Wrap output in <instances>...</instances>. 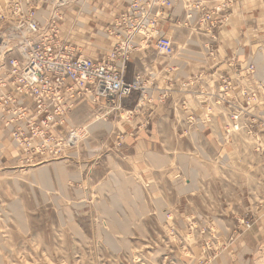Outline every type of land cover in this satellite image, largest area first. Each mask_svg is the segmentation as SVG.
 <instances>
[{
    "label": "crops",
    "instance_id": "0c3cea01",
    "mask_svg": "<svg viewBox=\"0 0 264 264\" xmlns=\"http://www.w3.org/2000/svg\"><path fill=\"white\" fill-rule=\"evenodd\" d=\"M96 1L110 16L104 21L107 23L123 10L128 0L120 3L118 0ZM187 1L212 3L214 0H171L172 6L167 9L159 27L175 44L180 43L179 53L172 58L166 57L167 60L154 69L148 68L144 63L151 59L150 50H155L153 41L149 48L142 44L130 56L123 74L125 81L140 75L145 84L147 78L155 80L156 75L155 84L161 87L165 86V75L178 71L185 75L182 84L176 81L177 93L171 102L176 115H165L161 104L141 109L134 93L122 99L118 110L104 104L80 103L69 115V125L94 122L88 133L93 139L92 145L90 142L82 143L78 148V145H60L54 154L48 151L24 153L0 127V194L2 201L6 193L9 195L7 205L16 210L17 216L21 215L22 199L20 176L16 177L15 172L17 169L22 171L21 167L25 166L31 174L29 187L34 204L37 207L51 204L62 226L73 225L84 234L79 224L70 222L73 218H84L94 222L97 235L107 236L115 244L118 236H148L150 217L155 215L166 223L167 229L171 222L172 228L167 233L183 237L185 243L192 237H202L200 243L188 246L189 257L178 264H264V165L257 169L256 164L252 165L258 172L261 168L263 177L254 180L258 194L252 199V211L248 216L238 211L226 212V216L199 212L165 213L160 211V205L170 204L168 198L162 194L145 195L144 189L149 187L161 189L158 192L162 193L169 192L171 186L172 203L181 202L200 192L202 186L208 188L215 170L222 173L224 167L233 168L241 156L264 159V132L246 150L234 143L243 134L225 133L230 110L226 102L221 101L219 92L221 75L240 72L241 76L234 80L235 91L245 86L257 93L247 115L264 117V0H236L230 9L229 21L216 32L215 39L182 24ZM248 63L255 67L251 79L244 75ZM136 64H139V70H134ZM167 65L172 69L169 73H166ZM157 88L154 90L158 93ZM150 92L154 93L153 90ZM182 100L187 102L186 108L180 106ZM189 115L193 116L191 122ZM90 118L91 122L88 121ZM69 125L56 127V136L65 138ZM118 137L119 141L124 138L119 147L115 145ZM216 139L224 145L221 149ZM219 156L226 161V166L212 164V159ZM5 173H12V176H5ZM6 179L9 182H5ZM4 183H10L12 190H6ZM74 186L77 189L72 188ZM150 200L157 204L158 213H148ZM233 200L239 203L245 196H236ZM75 203L79 206L76 210ZM197 220L204 221L203 225L199 226ZM243 220L250 223V227H246ZM214 230L217 240L212 246L218 250V255L210 257L213 251L207 245L210 243L207 236Z\"/></svg>",
    "mask_w": 264,
    "mask_h": 264
},
{
    "label": "built area",
    "instance_id": "2783aa9c",
    "mask_svg": "<svg viewBox=\"0 0 264 264\" xmlns=\"http://www.w3.org/2000/svg\"><path fill=\"white\" fill-rule=\"evenodd\" d=\"M66 1H57L44 21L36 18V9H30L24 20L0 31V127L24 153L54 154L60 145L74 146L78 128L69 125V115L80 103L117 109L122 99L135 92L144 97L148 88L140 75L131 81L123 78L127 61L142 44L153 41L163 56L176 55L173 41L159 27L172 6L171 0H128L107 26L106 35L115 40L111 49L98 58L82 54L81 49L61 36L59 14ZM227 6L225 0L210 8L202 1H187L182 24L215 39L216 32L227 23ZM171 70L167 65L166 73ZM254 72L253 63H248L245 77L253 78ZM237 76L241 73L220 77L221 101L230 110L225 133L241 131L257 140L264 132V117L247 115L257 93L243 86L235 94ZM168 90L162 89L159 102L167 98ZM179 104L182 108L187 106L185 100ZM192 120L189 115L188 121ZM62 125L69 128L66 137L60 139L54 131Z\"/></svg>",
    "mask_w": 264,
    "mask_h": 264
},
{
    "label": "rangeland",
    "instance_id": "374dc122",
    "mask_svg": "<svg viewBox=\"0 0 264 264\" xmlns=\"http://www.w3.org/2000/svg\"><path fill=\"white\" fill-rule=\"evenodd\" d=\"M57 1L60 0H0V12L3 16L0 19V31L11 27L15 21L24 20L30 9H36V18L39 21L46 20L51 8ZM121 1L118 0L119 3ZM222 1L214 0L212 3L204 1L203 3L206 2V7L210 8ZM66 2V5L60 8L61 15L59 14L58 26L62 24L60 26L61 36L71 43L77 44L84 55L92 54L91 56L100 57L109 52L115 41L106 35L107 23L111 19L107 23L104 22L110 16L101 9L98 2L96 0H67ZM225 2L228 5L225 9L228 22L230 9L236 0H225ZM136 40L139 42V37ZM152 44L155 49L154 42ZM173 44L176 53H179V50H181L180 43L175 44L173 42ZM149 46L150 42L146 44L145 48H149ZM149 55L151 59L144 63L148 68L154 69L158 64H163L167 60L156 49H151ZM144 65H141V67ZM138 68H140L139 64L134 65V70H139ZM178 72L165 75V86L163 87L155 84L156 75H154L155 80L147 78L146 85L152 89L147 91L144 97H141L138 92L134 93V96H137L135 97L136 101L142 105L141 109L144 107L148 109L149 105L161 104L164 105L163 113L165 115H176L175 107L171 105L177 93L178 82L176 81H180L182 84L183 80L186 79L185 75L178 74ZM159 77L161 78V76ZM156 88L158 93L157 90H154ZM165 88H169L167 91L168 96L161 103L157 99L159 94L161 95L162 89ZM245 88L250 89L251 87ZM152 90L154 93L150 92ZM235 94H238V92L235 91ZM120 108L121 103L116 110ZM91 118L88 121L91 122ZM87 126L88 123L75 126L78 128V141L74 145H78L77 148L82 143L90 142V145L93 143V139L88 134L90 133L89 130L86 132ZM237 133H241L243 136L240 135L239 140H234V143L240 145L242 149H249L252 143L256 141L251 134L241 131ZM123 139L119 141L118 137V143L115 145L117 147L121 146ZM216 142L219 149L224 146L220 145L217 139ZM237 148L240 149L239 146ZM24 159L28 160L29 158L24 157ZM236 159H239V157H236ZM225 162L220 156L217 159H212V164L216 166L217 164L226 166ZM253 164H256V169L258 166H263V157L241 156L240 161L237 164L235 163L233 168L224 167L225 171L222 173L215 170L208 188L202 186L200 192L181 202L172 203L173 190L171 186L169 192L165 190L162 193L158 192L161 189L157 190L149 187L144 189L145 195L155 197L157 194H162L166 199L168 198L170 204L160 205V211L165 213L199 212L226 216V212L238 211L239 214L248 216L252 211V199L258 194L254 180L259 179L260 176L263 177L261 168L260 172L253 170ZM22 167L20 169L22 171L17 169L18 171L15 172L16 177L20 176L21 215L17 216L16 210L7 205L8 201L6 200L9 195L6 193L2 201V195L0 194V264H162L163 261L164 264H178V262L189 257L188 246L192 243L198 244L202 239V237L195 236L189 240L190 242L185 243L183 237H178L173 232L167 233V230L172 228L171 222L167 224V229L166 223L157 219L155 215L150 217V234L148 236H118L115 238V244H112L107 236L97 235L93 229L94 222L86 221L84 218L70 220L74 224H79L84 234L75 226H69L68 223V226H62V221L58 220L51 204H42L39 207L34 204L29 187L31 174L25 170V166ZM239 167H241V170H239ZM4 175L12 176V173H5ZM5 182H9V180L6 179ZM167 185L170 184L167 183ZM4 186L6 190H12L10 183H4ZM72 188L77 189V186ZM36 191L37 189H35ZM36 195L39 199L38 191ZM236 196H245V200H239L238 203L233 200ZM82 197L85 198V196ZM73 205L75 210L77 207L79 208V206H76L77 203ZM148 207V213L156 214L159 212L157 204L151 200ZM196 222L200 224H198L199 226H202L204 221L197 220ZM245 222L246 220H243V224ZM215 225L216 222L213 221L214 228ZM207 240H210L207 245L213 251L210 257L217 256L218 250L214 248L215 246H212L216 244L217 240L215 230L211 236H207ZM201 254H204V251Z\"/></svg>",
    "mask_w": 264,
    "mask_h": 264
},
{
    "label": "bare ground",
    "instance_id": "6f19581e",
    "mask_svg": "<svg viewBox=\"0 0 264 264\" xmlns=\"http://www.w3.org/2000/svg\"><path fill=\"white\" fill-rule=\"evenodd\" d=\"M93 125H95L94 122L88 124V126H87V131H88V130L90 131L91 127L93 128ZM79 138H80V137H79ZM75 141H76V140H75ZM64 153H65V152H64ZM47 157H48V156H47ZM45 163H46V162H45Z\"/></svg>",
    "mask_w": 264,
    "mask_h": 264
}]
</instances>
